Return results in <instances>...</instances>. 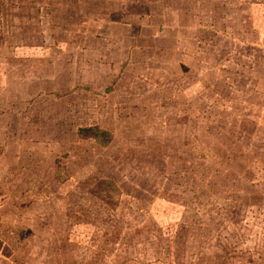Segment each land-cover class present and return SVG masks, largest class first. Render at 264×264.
I'll list each match as a JSON object with an SVG mask.
<instances>
[{
    "label": "rangeland",
    "instance_id": "1",
    "mask_svg": "<svg viewBox=\"0 0 264 264\" xmlns=\"http://www.w3.org/2000/svg\"><path fill=\"white\" fill-rule=\"evenodd\" d=\"M0 264H264V0H0Z\"/></svg>",
    "mask_w": 264,
    "mask_h": 264
},
{
    "label": "trees",
    "instance_id": "2",
    "mask_svg": "<svg viewBox=\"0 0 264 264\" xmlns=\"http://www.w3.org/2000/svg\"><path fill=\"white\" fill-rule=\"evenodd\" d=\"M76 133L82 139H92L95 144L100 147L108 146L112 140V137L108 131H105L97 126L79 128Z\"/></svg>",
    "mask_w": 264,
    "mask_h": 264
},
{
    "label": "crops",
    "instance_id": "3",
    "mask_svg": "<svg viewBox=\"0 0 264 264\" xmlns=\"http://www.w3.org/2000/svg\"><path fill=\"white\" fill-rule=\"evenodd\" d=\"M117 4V3H116Z\"/></svg>",
    "mask_w": 264,
    "mask_h": 264
}]
</instances>
